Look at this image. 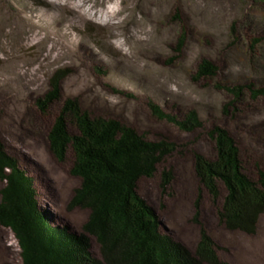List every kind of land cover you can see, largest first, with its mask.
Returning <instances> with one entry per match:
<instances>
[{
	"label": "rangeland",
	"instance_id": "obj_1",
	"mask_svg": "<svg viewBox=\"0 0 264 264\" xmlns=\"http://www.w3.org/2000/svg\"><path fill=\"white\" fill-rule=\"evenodd\" d=\"M177 9L182 22L172 18ZM234 22L240 41L264 37V0H0V140L33 177L39 205L53 222L79 233L88 217L87 209L70 207L80 185L71 173V147L60 161L47 140L64 101L75 97L93 115L117 118L147 139L176 144L152 176L137 182L164 233L194 252L203 228L223 260L264 264V213L254 236L226 229L218 218L224 184L214 200L195 173L196 153L215 158L208 133L214 125L237 140L251 178L264 169V99L246 98L227 114L223 107L232 97L216 87L263 81L253 76L239 43L230 45ZM203 57L218 65L215 80L194 78ZM58 69L65 71L59 97L41 110L36 99L52 90ZM150 99L178 118L197 110L203 126L183 131L157 118ZM166 171L172 177L164 187ZM5 184L0 179V199ZM21 251L14 232L0 224V264H22ZM91 251L100 257L93 236Z\"/></svg>",
	"mask_w": 264,
	"mask_h": 264
},
{
	"label": "trees",
	"instance_id": "obj_2",
	"mask_svg": "<svg viewBox=\"0 0 264 264\" xmlns=\"http://www.w3.org/2000/svg\"><path fill=\"white\" fill-rule=\"evenodd\" d=\"M172 18L183 21L179 9ZM230 39V45L239 43L244 51L253 76L263 81L217 82L216 87L232 97L223 107L227 114L231 108L238 111V105L244 104L246 98L264 99V37L242 42L234 22ZM185 40L184 30L179 50ZM218 72V65L203 57L196 65L194 78L215 80ZM64 76L63 69L56 70L52 90L36 99L41 110L58 99ZM148 105L154 116L183 131L203 126L195 109L178 118L164 112L153 99ZM208 133L214 142L215 158L196 153L195 173L214 200L220 196L219 183L224 184L226 192L218 209L220 223L230 231L254 236L264 213V169L258 170L257 179L251 178L244 170L240 146L230 131L214 125ZM47 140L50 151L60 161L66 159L71 147V173L80 178V185L70 207L87 209L88 217L79 233L67 224L53 222L39 205L33 177L0 140V179L6 182L1 189L0 224L10 228L18 239L22 264H231L220 258L218 244L203 228L194 252L164 233L159 215L137 191L139 178L154 174L164 156L176 149L174 142L167 138L150 140L117 118L93 115L75 97L64 101ZM171 177V171L164 172V187ZM91 236L99 245L100 257L91 251Z\"/></svg>",
	"mask_w": 264,
	"mask_h": 264
},
{
	"label": "bare ground",
	"instance_id": "obj_3",
	"mask_svg": "<svg viewBox=\"0 0 264 264\" xmlns=\"http://www.w3.org/2000/svg\"><path fill=\"white\" fill-rule=\"evenodd\" d=\"M83 2H87V1H89V0H82Z\"/></svg>",
	"mask_w": 264,
	"mask_h": 264
}]
</instances>
